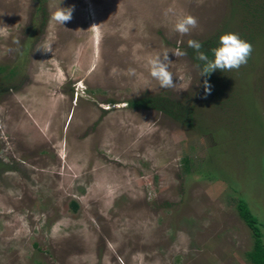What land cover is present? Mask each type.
<instances>
[{
    "label": "rangeland",
    "instance_id": "obj_1",
    "mask_svg": "<svg viewBox=\"0 0 264 264\" xmlns=\"http://www.w3.org/2000/svg\"><path fill=\"white\" fill-rule=\"evenodd\" d=\"M229 32L247 64L200 76L188 41ZM165 51L176 88L149 74ZM239 197L264 241V0H0V264H252Z\"/></svg>",
    "mask_w": 264,
    "mask_h": 264
},
{
    "label": "clouds",
    "instance_id": "obj_2",
    "mask_svg": "<svg viewBox=\"0 0 264 264\" xmlns=\"http://www.w3.org/2000/svg\"><path fill=\"white\" fill-rule=\"evenodd\" d=\"M75 6L61 7L56 6L55 9L50 7L49 19L50 22H55L57 25L64 26L66 22H70L73 19V12ZM171 9L166 11L170 12ZM98 25H93L90 29H96ZM198 27L197 19L192 15L178 16L173 31L180 35H187L192 29ZM188 46L195 52V57L198 61L202 62L197 67L200 68V76H209L217 69L221 71L239 70V68L245 64L252 54L253 46L250 42L243 40L236 33H226L219 37L218 46L211 49L212 57L202 51V44L196 40H189ZM36 51H40L43 54L53 52L52 46L48 43L38 45ZM176 57L180 58L186 56L187 53L180 48H176L172 51ZM168 51L158 54L151 58L147 62V67L150 76L156 80L161 88H176L177 83H174L173 73L169 70L171 61L169 60ZM130 75H135V69H129ZM182 81V78H181ZM205 96L211 94V85L207 80L204 81ZM180 88L178 90H181Z\"/></svg>",
    "mask_w": 264,
    "mask_h": 264
},
{
    "label": "trees",
    "instance_id": "obj_3",
    "mask_svg": "<svg viewBox=\"0 0 264 264\" xmlns=\"http://www.w3.org/2000/svg\"><path fill=\"white\" fill-rule=\"evenodd\" d=\"M211 57V51L205 52ZM131 107H140V108H151L162 111L166 114H169L172 117L180 118L179 115L185 117L188 120H191V112L186 110H179L178 105L170 103L166 97L155 95H143L139 98L129 100L127 102ZM73 206H76V203H73ZM238 214L241 219L249 227L252 237L253 244L252 247L246 251L245 256L252 264H264V241L262 237V231L260 228V223L258 218L253 214L251 209L248 206V203L245 199L239 197L236 203Z\"/></svg>",
    "mask_w": 264,
    "mask_h": 264
}]
</instances>
